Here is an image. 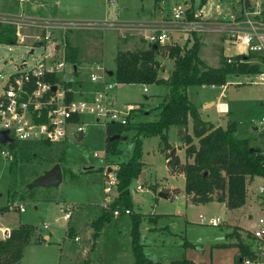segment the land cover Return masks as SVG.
I'll list each match as a JSON object with an SVG mask.
<instances>
[{
    "label": "rangeland",
    "instance_id": "374dc122",
    "mask_svg": "<svg viewBox=\"0 0 264 264\" xmlns=\"http://www.w3.org/2000/svg\"><path fill=\"white\" fill-rule=\"evenodd\" d=\"M249 1L259 2L264 7V0ZM234 3L235 0H118L113 15L112 8L105 0H0V16L16 20L25 18V22L51 19L77 23L79 26L67 29L53 28L51 39L60 46L56 55L62 58L65 54L66 60V66L58 76L62 84H70L74 90L81 84L83 91L92 89L94 93L102 87L94 88V84L100 83L90 81L94 63L100 62L105 70L115 66V53L131 47V41L128 40L135 35H131V32L136 33L128 28V24L151 20L154 18L151 15L160 9H163V17L170 18L177 6L185 7L189 15L200 12L204 19L216 21L227 15V8ZM33 4H37L36 9L32 8ZM113 18L115 23L128 24L126 27L105 24ZM1 24L2 32L11 34L14 42L0 41V93L9 76L23 69V61L30 67L51 52L44 45L27 44L31 43V37L25 38L26 44L16 41L17 32L40 34L41 26L33 23L18 29L16 23ZM7 27H10L9 31ZM197 36H202L203 57H214L221 47L225 48L226 53L230 52L220 33L208 32ZM123 40L128 42L124 45ZM177 42L183 45L186 39L178 38ZM190 44L191 42L188 43ZM68 48L74 49L77 73L73 71V64L68 61ZM159 55L162 57L166 52L162 49ZM227 56L218 54L215 61L211 62L212 66L224 65ZM252 63H259L260 71L264 69L263 62L257 56H250L249 64ZM257 75L232 73L226 76L224 87L193 85L188 87L187 92L199 110L211 101L227 102L229 112L217 113L213 106L201 110V117L220 123L223 127L234 122L237 137H249L262 148L263 140L259 134L263 128L260 120L264 116V85L255 83ZM168 89L166 83H126L116 84L111 93L117 110L125 112L128 105L135 106L130 111L129 125L144 119H155L156 106ZM82 121L87 122L82 138L75 134V127L71 126L61 142L50 145L24 142L16 146L12 160L0 156V230L4 228L1 225L13 229L20 223L36 227L37 238L24 247L21 264H80L88 257H91L90 264H132L130 217L120 214L105 223L92 251L90 222L103 210L100 206L104 197L103 172L106 167H118L119 163L127 161L132 155L135 131H124L123 138L117 141L116 151L113 153L106 150V125L97 123L88 114L82 116ZM191 125L190 119L187 131ZM172 129L168 131V141L176 148L175 154L179 161L177 171H181L179 166L187 161L184 150L186 145L181 139L184 131L180 136ZM162 147L159 136L142 138L143 179L139 177L130 184L133 210L143 215L140 239L145 255L160 263L186 259L195 264H234V249L218 244L234 241L236 233L245 236V229L242 228L243 232H240L238 226H231L233 222L250 231L254 230L258 212L251 209L254 220L246 217L239 219L233 217L236 213L233 214L221 202L193 201L186 195L183 175L180 172L173 173V164L166 160L170 150L164 152ZM57 163L62 169V181L58 185L30 187L37 176ZM86 167L92 169L85 170ZM259 183L260 180L257 179L255 185L258 186ZM137 184L143 186L142 191L136 190ZM161 192L167 194L166 197L161 196ZM113 196L115 198L116 190ZM20 204L24 206L22 212L17 208ZM66 209L71 211L70 218L65 217ZM243 210L244 208L238 212ZM199 215L205 216L208 223H201ZM216 216L222 222L213 226L209 220ZM164 229L173 233L162 235ZM45 234L50 235L46 240L43 238ZM75 236H78V241L74 240Z\"/></svg>",
    "mask_w": 264,
    "mask_h": 264
},
{
    "label": "trees",
    "instance_id": "16d2710c",
    "mask_svg": "<svg viewBox=\"0 0 264 264\" xmlns=\"http://www.w3.org/2000/svg\"><path fill=\"white\" fill-rule=\"evenodd\" d=\"M192 18V15H189ZM0 23V41L14 42L11 34H4ZM10 27H7L9 31ZM191 42L190 45L188 43ZM173 60V68L166 78L161 72L164 67L158 59L160 51ZM200 38L193 33L183 45L171 44L167 49L158 43L148 44L144 49L118 50L115 54V68L111 77L119 84L140 83L159 84L166 83L169 87L162 101L156 107L158 114L155 119H144L136 124H112L106 126V150L116 151V143L122 139L126 130L135 131L132 155L127 161L118 164L116 170L117 186L116 196L108 209H103L90 223L92 228L90 250H94L105 223L113 218L116 209H129L130 213V244L132 264H163L148 258L144 253V246L140 239V224L143 215L133 210L130 193V184L140 177L143 167L142 138L159 136L163 151L171 150L174 146L168 141V131L171 127L184 131L181 138L185 146L187 161L181 164V171L185 176L184 189L186 194L195 202L223 201L228 209L242 207L246 203L248 183L258 176L264 175L260 146L254 144L249 137L239 138L234 132L236 126L231 122L227 127L215 126L201 118L199 109L187 93L189 86L193 85H224L226 76L232 73H258L259 63L249 64L239 62L242 55H237L232 63L211 67L206 64L199 54ZM69 63L75 65L74 49L68 48ZM247 57L246 60H248ZM55 81L56 79L52 77ZM192 120V134L187 132L188 120ZM118 135L119 138L111 139ZM197 138V143H194ZM16 147L12 144L11 148ZM188 158L192 160L189 161ZM168 163L173 164L172 170L177 169L179 163L177 156L170 158ZM92 167H86L90 170ZM102 170V169H101ZM74 176V174H72ZM217 193V194H216ZM216 195V197H215ZM238 249L234 264H243L245 259L255 258L254 251L249 247L246 239L251 238L250 232L245 236L236 233ZM37 238L36 227L22 223L11 230L10 236L0 239V264H21L24 247ZM40 241V240H39ZM37 241V242H39ZM218 246H227L218 244ZM88 257L80 264H90ZM192 261L183 259L167 264H187Z\"/></svg>",
    "mask_w": 264,
    "mask_h": 264
},
{
    "label": "built area",
    "instance_id": "2783aa9c",
    "mask_svg": "<svg viewBox=\"0 0 264 264\" xmlns=\"http://www.w3.org/2000/svg\"><path fill=\"white\" fill-rule=\"evenodd\" d=\"M21 2L27 0H19ZM112 8L115 15L118 0H105ZM29 20V19H28ZM16 23L17 28L30 26L33 23L42 27L40 34L28 35L17 32L16 41L26 44L25 38L31 37V46L41 44L51 50L32 66L28 67L23 61L21 71L10 75L2 92L0 93V132L6 131L8 140L3 144L0 142V156L6 160H12L16 147L11 148L12 144H37L50 145L61 142L69 132L71 126L75 127L76 135H83L87 122L82 121V116L88 114L97 123L126 125L130 116V111L135 106L128 105L124 111L114 107L112 90L116 86L113 79H108V71L102 65H95L90 72V81L100 83L101 88L97 89L90 97H83L80 88L74 90L70 84H62L58 73L66 66L65 54L59 58L56 53L60 50L59 44L52 41L53 28H71L79 26L75 22L58 21L53 22L48 19L39 22H25L24 19H13L12 17L0 16V23ZM103 24V23H102ZM108 25L126 27L128 23H115V20L105 22ZM131 27L130 24H128ZM128 27V28H129ZM152 31L146 36L149 44L158 43L160 45L176 44L173 33L176 32L181 38L187 39L193 33L202 34L217 32L222 34L228 46L235 48L238 52L227 56V63L235 61L237 55L243 57L239 62H248L251 55L260 58L264 64V7L259 2L252 3L249 0H235L232 6L227 8V15L219 20L211 21L204 19L200 12H195L192 18L187 9L177 6L173 10L170 18L155 21ZM33 49H31V52ZM73 68V67H72ZM257 85H264V69L257 73ZM54 77L56 80L52 79ZM53 86L55 89H53ZM144 87V91H146ZM216 107L219 112L226 113L228 108L226 103L217 102ZM260 123L263 125L261 139L263 147L262 164L264 167V116ZM96 154V153H95ZM118 167H106L104 170V197L101 203L102 209H108L114 200L113 192L117 186L116 170ZM260 183L257 186L256 204L259 214L256 218V227L250 231L253 240L251 249L254 251L255 258L245 259L243 263H256L264 260V175L258 176ZM249 184V183H248ZM136 190L142 191L143 186L137 184ZM19 211H24L23 205H18ZM129 209H116L113 216L129 214ZM71 215L70 209H66L65 217ZM201 223H208L205 216L199 215ZM222 222L219 216L212 217L209 223L218 226ZM46 227V225H45ZM10 227L1 229V239H6L11 233ZM75 240L78 237L74 238Z\"/></svg>",
    "mask_w": 264,
    "mask_h": 264
},
{
    "label": "crops",
    "instance_id": "0c3cea01",
    "mask_svg": "<svg viewBox=\"0 0 264 264\" xmlns=\"http://www.w3.org/2000/svg\"><path fill=\"white\" fill-rule=\"evenodd\" d=\"M56 2H58V1H56ZM55 2V3H56ZM59 4L57 3V6H58ZM32 8L33 9H36L37 8V4H33L32 5ZM159 9H160V6H159ZM158 9V10H159ZM202 11V10H201ZM162 12H163V9H160L158 12H154L151 16H153L152 18L153 19H151V20H141V21H134L132 24L130 23V25H131V27H129V28H131V31H135L136 33H134V32H131V35L132 34H135L134 36H131L130 37V39L131 40H128V41H131V47H127L126 49H124V50H134V49H144V48H146L147 46H148V41L146 40V36L149 34V33H151V31H152V25H153V23H155V21H159V19H162V18H166V17H163L161 14H162ZM202 14H203V12H202ZM203 17V16H202ZM48 20H51V19H48ZM51 21H53V22H58L57 20H51ZM178 33H176V32H174L173 33V36H174V38L176 37V35H177ZM203 34V33H202ZM142 35V36H141ZM179 35V34H178ZM179 39L181 38L180 37V35H179V37H178ZM178 38L176 37V44H178V42H177V40H178ZM145 39V40H144ZM182 39V38H181ZM124 41V45L128 42L127 40H123ZM202 44H203V40H202V36H201V38H200V50H199V54H200V56L202 57V59L206 62V64L208 65V66H211V67H216V66H212L213 64L211 63L212 61H215V58H216V56L218 55V54H220L221 56H223V55H225V56H227V55H233V54H236L238 51L235 49V48H233V47H230V46H228L227 45V43H225L226 44V46L229 48V50H230V52L229 53H226L225 52V48L224 47H221L220 48V50L218 51V53L216 54V55H214V57H203V55L201 54V46H202ZM116 54V53H115ZM164 57V58H163ZM258 58V57H257ZM158 59H159V61H160V63H161V66H163L165 69H164V72L162 73V75H163V77L164 78H166L167 76H168V74H169V72L172 70V68H173V60L172 59H170L167 55H164V56H158ZM97 64H101L100 62H95L94 63V67H95V65H97ZM103 66V65H102ZM72 67H73V71L74 72H78V64H75V65H72ZM94 67H93V69H94ZM114 68H115V66L113 67V68H111V69H109V70H107L108 72L109 71H112L113 72V70H114ZM92 69V70H93ZM112 75H109V77H108V79H112L113 77H111ZM92 84H94V83H92ZM117 84H119V83H117ZM96 87H94V88H98V86H101V84H98V85H96V84H94ZM212 87L214 86V85H211ZM225 86V84L223 85V87ZM79 88H80V94H82V96L84 95L85 97L87 96V97H90L91 95H92V93H93V91H92V89H88V90H86V91H83L82 90V88H81V84H79ZM259 89H260V87H259ZM188 90V89H187ZM188 93V92H187ZM89 95V96H88ZM165 95V94H164ZM164 95H162L161 96V98H160V100H159V103L162 101V99H163V97H164ZM189 97V96H188ZM190 99V98H189ZM193 102V101H192ZM217 102H223V103H226V106H227V108H228V111L227 112H229V107H228V104H227V102H225V101H222V100H220V101H217ZM217 102H210V103H205L204 105H203V107H202V109H200L199 110V112H200V116H201V110H207L208 108H211V107H213V106H215V109H216V112L217 113H220V114H223V113H221V112H219L218 111V109H217V107H216V103ZM159 103H158V105H159ZM132 105V104H131ZM157 105V106H158ZM156 106V107H157ZM198 107V106H197ZM199 109V108H198ZM156 110H157V114H158V108H156ZM148 113V112H147ZM157 116V115H156ZM156 118V117H155ZM202 118V117H201ZM224 117H221V119H223ZM203 119V118H202ZM189 120H190V118H189ZM188 120V121H189ZM203 120H205V119H203ZM205 121H209V120H205ZM209 122H211L212 124H214L215 126H222L220 123H214V122H212V121H209ZM192 126V125H191ZM223 127V126H222ZM171 128H173L172 130L173 131H176L178 134H179V131L180 130H178L176 127H171ZM225 128V127H224ZM254 129H256V128H254ZM170 130V129H169ZM189 134H192V127L190 128V129H188V131H187ZM234 134H235V132H234ZM78 137L79 138H82L83 137V135H78ZM259 137H260V134H259ZM243 138H245V137H243ZM196 139V142H194V143H197V138H194V140ZM171 144V143H170ZM184 150H185V146H184ZM164 152H167V151H164ZM166 160H168V159H166ZM188 160L189 161H191L192 159L191 158H188ZM172 172L174 173V172H180L182 175H183V177H184V183H185V176H184V173L182 172V171H177V169H175V170H172ZM258 179V177H256V178H254V180H252V181H250L249 182V185L247 186V198H246V203H245V205H243L242 207H239V208H236V209H229L231 212H233V214L234 213H236L235 215H233V217H239V219L240 218H242V217H246V218H248V219H250V220H254V216H253V212L251 211V209H254L256 212H258V214L260 213L259 212V208H258V206H257V204H256V194H257V186L255 185V181ZM260 180V179H259ZM161 193H164V192H161ZM165 194V193H164ZM167 195V194H166ZM187 196H189L190 197V195H188V194H186ZM213 201H216V202H221L222 204H224L225 206H226V204H225V202H223V201H217V200H213ZM242 208H244V210L243 211H241L240 213L238 212V210H240V209H242ZM87 209V208H86ZM239 213V214H238ZM258 216V215H257ZM70 218V217H69ZM255 223H256V220H255ZM20 224H22V223H20ZM20 224H18V225H20ZM17 225V226H18ZM45 225H46V227H47V224H44V227H45ZM16 226V227H17ZM231 226H238L239 228H240V232H243V230H242V228L243 229H245V231H249L250 232V229H248V228H246V227H243V226H241L239 223H237V222H233V224L231 225ZM1 227H5V226H2L1 225ZM8 227V226H7ZM15 228V227H14ZM166 234V233H173V232H171L170 230H167V229H164V231H162V235L163 234ZM230 234V233H229ZM50 237V235H48V234H45V235H43V238H44V240H46V239H48ZM76 237V236H75ZM74 237V238H75ZM78 237V236H77ZM236 238V237H235ZM75 240V239H74ZM75 241H78V239L77 240H75ZM246 241H247V243H248V245H249V247H251L252 245H253V240H252V237L251 238H247L246 239ZM236 242V239L234 240V241H232V242H226V243H219V244H226L228 247H230L231 249H234V251H235V254H236V256H237V254H238V249H237V247H235L233 244ZM192 261V260H191ZM155 262H157V261H155ZM163 264H167V263H163ZM243 264H264V260H261V261H258V262H256V263H243Z\"/></svg>",
    "mask_w": 264,
    "mask_h": 264
},
{
    "label": "water",
    "instance_id": "95a60500",
    "mask_svg": "<svg viewBox=\"0 0 264 264\" xmlns=\"http://www.w3.org/2000/svg\"><path fill=\"white\" fill-rule=\"evenodd\" d=\"M165 47L167 49L170 48V45H165ZM109 75H112L113 72L109 71L108 72ZM53 89H55V87L53 86ZM180 136L183 135L182 131H179ZM114 138H119L118 135L111 137V139ZM260 138H261V134H260ZM8 140L7 137V132L6 131H2L0 132V142L1 143H5ZM176 153V148H172L170 150V158L171 159H175V154ZM143 175L144 173L141 172L140 178L143 179ZM62 181V169L60 167V165L54 164L51 168L47 169L46 171H44L41 175L37 176L30 184V187H36V186H53V185H58L60 182ZM161 196L166 197V194L164 193H160ZM2 238L1 236V230H0V239Z\"/></svg>",
    "mask_w": 264,
    "mask_h": 264
}]
</instances>
